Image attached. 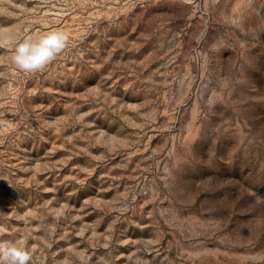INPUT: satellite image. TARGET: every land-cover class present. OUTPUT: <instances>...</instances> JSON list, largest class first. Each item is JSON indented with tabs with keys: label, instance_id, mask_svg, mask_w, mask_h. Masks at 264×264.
Wrapping results in <instances>:
<instances>
[{
	"label": "rangeland",
	"instance_id": "1",
	"mask_svg": "<svg viewBox=\"0 0 264 264\" xmlns=\"http://www.w3.org/2000/svg\"><path fill=\"white\" fill-rule=\"evenodd\" d=\"M42 71L15 43L53 30ZM0 241L31 264H264V0H0Z\"/></svg>",
	"mask_w": 264,
	"mask_h": 264
},
{
	"label": "clouds",
	"instance_id": "2",
	"mask_svg": "<svg viewBox=\"0 0 264 264\" xmlns=\"http://www.w3.org/2000/svg\"><path fill=\"white\" fill-rule=\"evenodd\" d=\"M70 37L63 30H53L38 38H26L15 43L12 62L19 71L35 73L44 70L68 47ZM14 43L0 30V45ZM0 122V133L4 131ZM33 256L24 240L0 241V264H31Z\"/></svg>",
	"mask_w": 264,
	"mask_h": 264
}]
</instances>
